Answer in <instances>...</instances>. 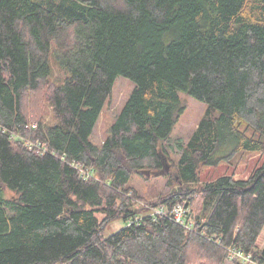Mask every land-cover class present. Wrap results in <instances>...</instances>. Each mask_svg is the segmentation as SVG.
I'll list each match as a JSON object with an SVG mask.
<instances>
[{
	"label": "trees",
	"instance_id": "1",
	"mask_svg": "<svg viewBox=\"0 0 264 264\" xmlns=\"http://www.w3.org/2000/svg\"><path fill=\"white\" fill-rule=\"evenodd\" d=\"M119 76L135 89L96 145ZM181 92L208 110L157 201H186L194 231L141 214L130 185L170 159ZM248 152H264V0H0V264H264V162L201 180Z\"/></svg>",
	"mask_w": 264,
	"mask_h": 264
},
{
	"label": "rangeland",
	"instance_id": "2",
	"mask_svg": "<svg viewBox=\"0 0 264 264\" xmlns=\"http://www.w3.org/2000/svg\"><path fill=\"white\" fill-rule=\"evenodd\" d=\"M50 66L51 81L57 85H62L65 82L66 73L60 68L53 57L50 60ZM134 89L135 84L130 79L123 76L117 78L113 93L107 102L103 114L101 115L97 127L91 137V141L94 144H103L107 137L108 130L116 123L118 116L121 114ZM180 97L187 104V109L176 124L171 137L164 142L170 155V159H168L171 164V174L174 173V165L180 159L182 147L184 148L189 142L208 110L207 104L183 92L180 93ZM48 108L47 114L48 112L51 114V109L49 108L48 110ZM49 114L48 119L50 118ZM57 123L58 120L52 116L50 125H55ZM248 135H254L252 129L248 130ZM263 162L264 152L244 153L236 157L231 163H223L216 168H203L201 170V180L202 182H207L223 175H234L236 179H245L248 178L256 168L260 167ZM171 180L172 179L165 177V175L145 179L138 173L133 174L130 180V185L138 191L139 198L134 199V202L136 203L137 209L143 210L141 214H145L155 207L167 205L158 202L157 200L169 194L170 189L175 187ZM98 217L102 219V215H99ZM125 224L126 223L122 220L112 222L106 227L104 237L107 238L111 236L118 230L122 229ZM260 248L264 249V236Z\"/></svg>",
	"mask_w": 264,
	"mask_h": 264
},
{
	"label": "built area",
	"instance_id": "3",
	"mask_svg": "<svg viewBox=\"0 0 264 264\" xmlns=\"http://www.w3.org/2000/svg\"><path fill=\"white\" fill-rule=\"evenodd\" d=\"M33 128L37 127V124L32 126ZM26 145L30 150H36V152L40 155L47 152V147L45 145L34 144L32 142H27ZM74 167L79 170L81 177L84 179H90L95 177V174L91 169L81 168L79 164H74ZM148 215L151 218L157 219L159 217H166L174 221L176 224L184 227L187 231L195 230V222L193 218V213L190 207H187L186 201L177 202L172 204L171 206L162 205L160 207H155L151 211H149ZM139 219H135L128 223V225L137 224ZM233 256L236 258L242 259L244 263L251 262V255L244 256L240 253H233Z\"/></svg>",
	"mask_w": 264,
	"mask_h": 264
},
{
	"label": "water",
	"instance_id": "4",
	"mask_svg": "<svg viewBox=\"0 0 264 264\" xmlns=\"http://www.w3.org/2000/svg\"><path fill=\"white\" fill-rule=\"evenodd\" d=\"M162 161H163V168L160 171H157L154 173L151 171H142V174L147 176V178H151L153 175L154 176H163V175L169 174L170 170H171V164L169 162L168 157L162 154Z\"/></svg>",
	"mask_w": 264,
	"mask_h": 264
}]
</instances>
